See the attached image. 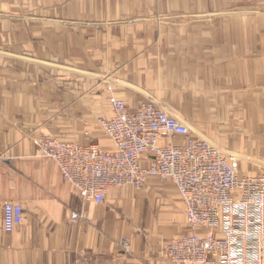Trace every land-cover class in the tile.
Segmentation results:
<instances>
[{
    "label": "crops",
    "instance_id": "crops-1",
    "mask_svg": "<svg viewBox=\"0 0 264 264\" xmlns=\"http://www.w3.org/2000/svg\"><path fill=\"white\" fill-rule=\"evenodd\" d=\"M228 1L70 0L42 19L0 20V264H171L162 243L191 233L171 182L86 201L37 145L113 151L100 127L112 95L132 111L154 102L239 160L241 175L264 172V0ZM7 201L24 211L11 234Z\"/></svg>",
    "mask_w": 264,
    "mask_h": 264
},
{
    "label": "built area",
    "instance_id": "built-area-1",
    "mask_svg": "<svg viewBox=\"0 0 264 264\" xmlns=\"http://www.w3.org/2000/svg\"><path fill=\"white\" fill-rule=\"evenodd\" d=\"M108 102L113 115L101 119L100 127L113 151L53 137L37 140L62 178L97 204L114 188L141 189L152 177L170 181L191 227L190 234L162 243L171 264H264V172L241 175L239 160L206 140L192 139L181 120L152 101L135 111L114 95ZM2 211L5 233H14L24 221L22 206L7 201ZM121 248L128 250V239Z\"/></svg>",
    "mask_w": 264,
    "mask_h": 264
},
{
    "label": "rangeland",
    "instance_id": "rangeland-1",
    "mask_svg": "<svg viewBox=\"0 0 264 264\" xmlns=\"http://www.w3.org/2000/svg\"><path fill=\"white\" fill-rule=\"evenodd\" d=\"M225 7L231 6L229 4L228 0H224ZM246 0H243V2ZM70 0H0V20L1 21H10L12 18L14 19V15L16 17H20V19L25 20L29 18H36V19H42L44 18L43 16L47 14V12H50V9L55 8V3H61L63 5L69 4ZM38 9L39 11L36 12H29V13H19V11H23L25 9ZM17 9L16 11L18 14H11L9 13L10 10ZM13 16V17H12ZM11 18V19H10ZM159 180V179H158ZM160 182H166V181H161ZM170 182V181H168ZM148 186V185H147ZM145 187L141 189H145ZM135 189V188H134ZM141 189H136V190H141ZM141 200H139V203L141 204L142 207H146V205L152 209H155L158 211L160 209V206H165L166 202L161 199V198H155L152 199L150 202L147 200L146 197H139ZM147 208V207H146ZM159 212V211H158ZM177 216H173V220L178 223L180 222ZM185 233L188 232L186 228H184ZM200 231V230H198Z\"/></svg>",
    "mask_w": 264,
    "mask_h": 264
}]
</instances>
